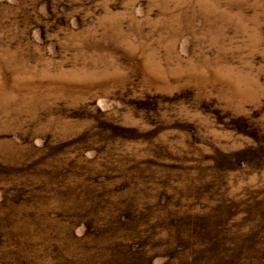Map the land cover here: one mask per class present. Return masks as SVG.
<instances>
[{"label":"rangeland","instance_id":"374dc122","mask_svg":"<svg viewBox=\"0 0 264 264\" xmlns=\"http://www.w3.org/2000/svg\"><path fill=\"white\" fill-rule=\"evenodd\" d=\"M0 264H264V0H0Z\"/></svg>","mask_w":264,"mask_h":264}]
</instances>
